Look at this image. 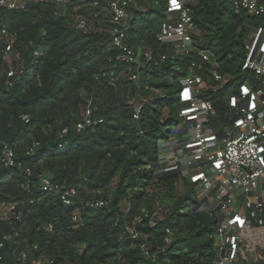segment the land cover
Instances as JSON below:
<instances>
[{
	"label": "trees",
	"instance_id": "trees-1",
	"mask_svg": "<svg viewBox=\"0 0 264 264\" xmlns=\"http://www.w3.org/2000/svg\"><path fill=\"white\" fill-rule=\"evenodd\" d=\"M109 1L101 0V5ZM234 1L189 4L197 25L194 45L205 50L214 45L212 54L231 76L240 71L248 24L256 20L237 10ZM167 4H130L128 43L135 51L172 55L171 45L157 39L169 17ZM65 9L47 3L28 11L0 8V135L17 160L13 168L0 160V206H16L15 214L24 209L22 220H0V237L13 235L0 264H213L217 219L211 206L181 172H165L167 143L179 125L180 104L173 88L194 60L201 61L198 53L180 62L170 56L159 67L138 70L118 58L120 51L112 46L109 32L76 28L78 14L103 16L92 0H69ZM8 37L14 39L10 66L3 57ZM173 63L174 72L165 69ZM4 65L22 71L12 87L2 73ZM136 72L139 84L130 79ZM228 91L207 95L221 117L227 112ZM131 96L147 100L139 120L133 117ZM88 105L96 123L78 128ZM23 114L30 116L29 122ZM26 139L29 146H24ZM35 141L39 147L27 155ZM27 167L33 169L32 176L26 174ZM41 174L76 187V204L67 206L56 194L44 192ZM188 186L192 199L185 196ZM94 199H108L110 204L100 209L83 206ZM49 226L52 230H46ZM128 226L136 227L140 237L129 235ZM22 250L32 258L20 260L17 253Z\"/></svg>",
	"mask_w": 264,
	"mask_h": 264
},
{
	"label": "built area",
	"instance_id": "built-area-1",
	"mask_svg": "<svg viewBox=\"0 0 264 264\" xmlns=\"http://www.w3.org/2000/svg\"><path fill=\"white\" fill-rule=\"evenodd\" d=\"M192 0H168V19L161 24L157 36L161 45H171L172 55L166 52L158 57L147 49L135 51L128 43V7L134 0H110L102 6L101 0H92V5L103 14L96 23L88 15L75 17L76 28L84 32H109L112 46L120 51L119 59L135 64L137 69L161 66L173 56L176 62L183 61L196 51L201 61L194 60L188 66V73L180 81L176 93L179 125L172 130V141L165 151V172L179 171L196 188L210 192L211 213L217 219L213 264H264V0H235L234 7L256 19L248 24L245 40V55L241 62L240 77L237 82L231 75L222 71V63L217 56L194 45L197 25L189 4ZM69 0H0V8L28 11L33 6L47 3L63 8ZM4 36L7 30H2ZM13 38H7L3 50L4 59L13 54ZM203 63L208 64L205 67ZM206 70V71H205ZM22 71L10 68L5 71L8 86L12 87L14 78ZM130 79L139 84L138 72ZM229 90L225 96L227 112L221 117L208 98L212 91ZM136 93H140V86ZM145 98L129 97L134 107L133 117L140 119ZM25 122L30 121L23 114ZM96 123L90 105L83 114L78 128ZM222 125L225 129L218 131ZM218 129V130H217ZM67 129L63 130V135ZM40 142L35 141L28 148L27 155H33ZM62 147V145H60ZM0 160L3 166H17L14 149L0 135ZM25 172L32 176L34 171L27 167ZM44 192L56 194L67 206H74L79 198L76 187L58 182L46 174L39 176ZM29 192L31 186H25ZM208 195V194H207ZM108 199H94L84 202L89 209L108 206ZM16 206H0V220L12 223V217L22 220L23 207L15 214ZM80 209L73 213L72 220L78 221ZM46 230H52L49 226ZM127 233L139 238L140 232L134 226L127 227ZM168 233L171 234L170 230ZM10 234L0 237V263L2 250ZM170 241L168 237L166 239ZM143 245V250L147 252ZM28 252L20 255L26 261Z\"/></svg>",
	"mask_w": 264,
	"mask_h": 264
},
{
	"label": "rangeland",
	"instance_id": "rangeland-1",
	"mask_svg": "<svg viewBox=\"0 0 264 264\" xmlns=\"http://www.w3.org/2000/svg\"><path fill=\"white\" fill-rule=\"evenodd\" d=\"M193 1V0H192ZM90 16V19H92V21L93 22H95L96 23V21L98 20V19H96V16H98V15H95V16H93V17H91L92 15L91 14H89ZM97 24V23H96ZM205 43H207L206 41L204 42V43H202V47L205 45ZM213 49H214V45L212 46V48L211 49H207V51L209 52V53H213ZM14 59H15V55L14 54H10L9 56H8V59H6L5 61L7 62V64H8V66H10V65H12L13 64V61H14ZM176 67H177V65L176 64H174L173 63V66L172 67H167V68H165L166 70H169L170 68H171V71L172 72H174L175 70H176ZM6 70H8V67L7 66H3V69H2V73L3 72H5ZM240 72H237L236 74H234L233 76H232V78L231 79H233L234 81H235V83L237 82V80H238V78L240 77ZM179 87H180V84H176L175 85V87L173 88V91L174 92H177L178 91V89H179ZM156 93L157 94H160L161 93V91L160 90H158V91H156ZM166 112H168V111H166ZM223 129H225L222 125H220L219 126V130L218 131H223ZM24 146H29V144H30V141L28 140V139H26V140H24ZM116 186V183H113L112 184V186H111V188L113 189L114 187ZM185 191H187L186 193H187V195H185V196H188L189 198H193L194 197V194L191 192V187L190 186H188L187 187V190H185ZM210 192H205V191H203V190H201V189H198L197 188V194H198V197L202 200V202L203 203H207V202H210V196H211V194H209ZM208 194V195H207ZM112 195L110 194V197H111ZM11 235V237H12V239H13V235L12 234H10ZM217 240H218V238L216 237V234H215V241L217 242ZM23 243H25V244H28V242L25 240ZM24 252V250H22V251H20L19 253H17L18 255L20 254H22ZM30 254H28L29 255V257H31L32 258V255H31V252H29Z\"/></svg>",
	"mask_w": 264,
	"mask_h": 264
},
{
	"label": "crops",
	"instance_id": "crops-1",
	"mask_svg": "<svg viewBox=\"0 0 264 264\" xmlns=\"http://www.w3.org/2000/svg\"><path fill=\"white\" fill-rule=\"evenodd\" d=\"M171 139H172V138H171ZM171 139L168 141V143L172 141Z\"/></svg>",
	"mask_w": 264,
	"mask_h": 264
},
{
	"label": "water",
	"instance_id": "water-1",
	"mask_svg": "<svg viewBox=\"0 0 264 264\" xmlns=\"http://www.w3.org/2000/svg\"><path fill=\"white\" fill-rule=\"evenodd\" d=\"M214 211H215V210H213L212 214H214Z\"/></svg>",
	"mask_w": 264,
	"mask_h": 264
}]
</instances>
